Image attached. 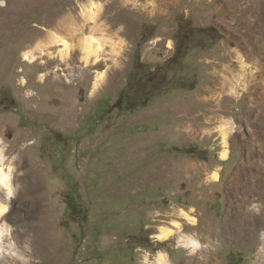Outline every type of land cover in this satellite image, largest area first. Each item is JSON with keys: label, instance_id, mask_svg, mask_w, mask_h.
Returning <instances> with one entry per match:
<instances>
[{"label": "rangeland", "instance_id": "374dc122", "mask_svg": "<svg viewBox=\"0 0 264 264\" xmlns=\"http://www.w3.org/2000/svg\"><path fill=\"white\" fill-rule=\"evenodd\" d=\"M1 1L0 138L20 256L0 264H154L159 251L169 264H264V0H94L93 20L89 0ZM91 32L103 58L86 67L77 49L68 61L40 52ZM239 54L259 68L236 96ZM225 119L222 159L212 128ZM172 219L182 231L158 240Z\"/></svg>", "mask_w": 264, "mask_h": 264}, {"label": "bare ground", "instance_id": "6f19581e", "mask_svg": "<svg viewBox=\"0 0 264 264\" xmlns=\"http://www.w3.org/2000/svg\"><path fill=\"white\" fill-rule=\"evenodd\" d=\"M99 9H100V4L97 1L89 0L88 4L82 8L81 15L85 19L89 18L93 20L94 16H96ZM75 42H76V45L72 44V41L66 40L62 37H55L54 43L57 45H62L63 47L56 54L55 53L53 54V52L52 53L47 52L45 51V49L40 50V52L41 54H48L50 57L59 56L62 61H68L71 56V52L77 49L82 55V62H84L85 67L87 66L89 61L93 60L95 63L103 58L101 57V52L103 50L101 42L99 38H97L95 35L92 34V32L90 34L84 33V34L79 35L78 37H76ZM252 50L253 51L251 52L253 55L255 52H254V49ZM257 54L264 56V53H262L260 50H257L256 55ZM36 57L37 55H35V52L32 50L26 51L24 53V58L29 61L34 60ZM238 58L240 61V71L239 73H237L234 82L231 84V92L235 94L236 96H239L241 94L240 88L242 89L245 88L246 80L255 81V76H256L255 74L257 73L258 68H259L258 67L259 65L256 66V65L248 64L241 54L238 55ZM104 76H105L104 71L96 72L94 83H93V91H95L98 88V85L103 80ZM256 84H260L262 88L264 89V84L257 82V81L254 82V87L256 89L259 88L258 86H256ZM259 97L264 100V91L261 93V95H259ZM212 130H217L220 134L221 145H222V150L220 151V158L224 159L228 155V141H229L228 137L230 133L234 131V125L233 123L231 124L229 120L225 119V120H222L221 123L216 128H212ZM5 150L6 149L4 147V142L0 138V260L1 259L4 260L6 256L8 257V259L12 257L20 256V254L15 250V243L12 240V227L10 223L8 222V218H9L8 202L9 200H11V198L14 197V194H15L14 185L12 181V174H13L14 167L12 165V162H13L12 160L10 162L7 161ZM212 177L214 180H218V177H219L218 172L214 171L212 173ZM23 188H24V193L27 194L29 197H31V199L34 201L35 209L39 208L41 206V198H40L41 195L38 193L39 187L35 186L34 184L24 183ZM263 209H264V206L262 210ZM249 211L257 212L259 211V208L257 207L256 204H254L252 207L249 208ZM176 215L193 224L196 221L195 217L191 215L190 212L182 208L179 209V212ZM169 224L170 226L161 225L158 228V232L155 235L158 240H162V241L167 240L171 238L172 236H174L175 234L180 233L183 229V223L180 222L178 219H172ZM262 227H263L262 240L264 242V224ZM26 232L27 231H24V233ZM179 242L182 246L191 248V251L193 252L197 250L205 251V249L207 248L206 247L207 245L202 244L200 241L197 240V238L194 239L190 236H183V235L179 236ZM259 260L264 261V243L260 250ZM6 262L8 263V260H6ZM154 264H169L167 255L163 251H159L155 258ZM257 264H260V262H257Z\"/></svg>", "mask_w": 264, "mask_h": 264}, {"label": "flooded vegetation", "instance_id": "af4514ba", "mask_svg": "<svg viewBox=\"0 0 264 264\" xmlns=\"http://www.w3.org/2000/svg\"><path fill=\"white\" fill-rule=\"evenodd\" d=\"M3 4H4V2L0 0V5H3Z\"/></svg>", "mask_w": 264, "mask_h": 264}]
</instances>
